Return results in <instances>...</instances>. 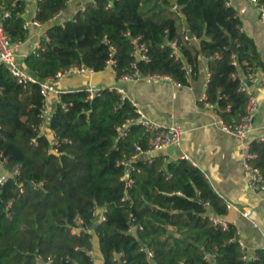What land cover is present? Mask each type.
Instances as JSON below:
<instances>
[{
	"label": "trees",
	"instance_id": "1",
	"mask_svg": "<svg viewBox=\"0 0 264 264\" xmlns=\"http://www.w3.org/2000/svg\"><path fill=\"white\" fill-rule=\"evenodd\" d=\"M68 2L37 0L35 20L49 22ZM2 8L10 11L5 31L24 41L22 1L12 7L0 0ZM83 8L49 27L23 59L36 83H19L0 65V162L7 173L0 184V264H94L95 245L102 264H242L236 229L212 221L227 208L204 174L186 159H143L150 134L138 125L119 137L116 128L137 118L129 99L108 87L91 100L83 89L60 94L47 123L52 143L39 117V82L72 67L103 71L113 48L116 81L137 72L185 86L206 59L202 104L225 124L240 123L251 96L240 80L264 64L235 9L228 0H92ZM137 45L145 46L146 59L134 56ZM249 149L264 178V143L254 139ZM257 257L254 264H264V251Z\"/></svg>",
	"mask_w": 264,
	"mask_h": 264
},
{
	"label": "crops",
	"instance_id": "2",
	"mask_svg": "<svg viewBox=\"0 0 264 264\" xmlns=\"http://www.w3.org/2000/svg\"><path fill=\"white\" fill-rule=\"evenodd\" d=\"M92 0H72L65 10L61 11L55 20L42 24V27H29L27 37L20 41L15 48L16 61L22 70H25L23 59L38 49L40 40L45 37V25L50 27L55 23H63L73 18L75 13L83 8L84 4ZM37 0H22L25 22L35 19ZM242 22L243 31L251 37L261 60L264 64V22L261 23L258 13L248 0H228ZM197 45V43H195ZM109 71V70H107ZM112 75L113 73L109 71ZM264 71H257L261 73ZM114 76V75H113ZM115 77V76H114ZM209 79L207 60L201 59L199 74L189 79L188 85L181 86L173 81H152L137 79L124 84L128 98L134 100L146 118L160 125L177 124L182 129L181 146L169 147L161 151H153L145 160L156 157L166 162L186 159L198 168L206 177L210 187L227 204L233 207L226 210L222 216L212 217L233 225L238 234L239 243L244 247L249 257L262 250L264 245V193L255 192L247 187V177L241 164V151L244 145L264 135V87L259 85L248 86V93L258 103L252 129L242 141L237 140L213 125L217 121L214 109L204 106L205 90ZM105 84L94 87H114ZM82 87H63L60 81L55 87L60 90H79ZM57 104V97L49 95L46 100V111L51 114ZM43 134L53 141L54 135L44 126ZM7 176L3 162H0V176ZM244 214V215H243ZM93 250L94 264H102L101 255L96 248Z\"/></svg>",
	"mask_w": 264,
	"mask_h": 264
},
{
	"label": "built area",
	"instance_id": "3",
	"mask_svg": "<svg viewBox=\"0 0 264 264\" xmlns=\"http://www.w3.org/2000/svg\"><path fill=\"white\" fill-rule=\"evenodd\" d=\"M22 0H11V6L16 7L19 5V2ZM72 0H69V2ZM249 4L256 9L259 19L261 23L264 22V0H248ZM173 10L176 11V6L172 7ZM84 8L81 9L83 11ZM59 14H57L55 17H53L52 20H55ZM10 17V11L7 8L0 9V65L4 64L8 67L10 73L18 80L19 83H36V80L32 78L30 75L27 74L26 70H22L17 61L15 56V48L16 45L19 42H13L7 32L4 29L3 21L6 18ZM29 27H36L40 28L42 27V24L36 21L35 19L31 22H24L23 29L28 30ZM184 40L188 43H195L197 40L195 37L184 34ZM171 47L173 49V56L175 59L179 58V52L176 45V42L171 43ZM111 49V53L109 54L110 59L107 61L105 70H109L115 75L114 71V60L112 59L114 49ZM35 52V51H34ZM33 52V53H34ZM146 48L144 45H137L135 47V53L134 56L138 59H146L145 53ZM83 71H89L91 70L84 68V67H72L66 71L59 72L56 74L55 78L48 79L44 82H39V91L41 96L44 99L43 108L40 112L39 117L42 120L40 130L44 126H47L48 123V116L51 114H48L46 111V100L49 95H54L57 97V101L59 100V96L62 93L73 91V90H60L57 87H55V82L66 77L70 73L74 72H83ZM188 71H190V68H188ZM233 79L236 77L235 75L231 76ZM137 79H148L152 81H172L170 77L165 75H140L137 72H134L131 75H124L121 78H119L116 82L117 85L114 87H110V89H115L122 97V99H129L128 95L125 91L124 84L127 82H131ZM247 83H250L251 85H259L264 87V72L257 73L253 72L251 73L247 78L240 80V89L243 91L248 88ZM101 87H94V86H86L83 88V90L87 93L88 99L91 100L93 97L101 90ZM132 106L135 108L137 113V118L134 120H127L124 124L116 128V131L119 135V137H123L126 135V131L128 130V127L130 125H138L144 129V131L148 134H150L149 139V150L145 153V155L149 154L153 151H161L169 147L179 148L181 146V139H182V129L174 123H171L169 125H160L158 123H155L148 118L145 117L143 112L140 110L138 104L134 101L129 99ZM204 106L210 109H213L214 107L210 104L204 103ZM258 109V103L256 99L252 96L248 98V103L246 105L245 114L243 118L241 119L240 123L238 124H232L227 125L225 124L222 119L217 116V121L213 123V125H216V123L219 125V128L221 131L226 133L227 135L242 141L245 139L248 135V133L252 129L253 120L255 117V114ZM54 140V139H53ZM259 142L264 143V135L258 137L257 139ZM52 143V141H50ZM138 150V148H137ZM141 154H136L133 156V159H136ZM256 157L255 154L250 152L249 145H244L242 151H241V164L242 168L245 172V175L247 177V187L255 192H261L264 193V178L261 175L259 169L254 167L251 164V160ZM122 165H125V163H121ZM127 167L130 166V164H126ZM126 167V168H127ZM131 167V166H130ZM128 177V174L126 175ZM6 181V176L2 175L0 176V184L4 183ZM130 183V182H129ZM233 206L231 204L226 203V208L231 209ZM96 213L99 214L100 220H104L103 214L104 210H98ZM244 215V214H243ZM213 223L215 225H219L223 230L227 229V223L220 221L218 219L213 218ZM241 246V244H240ZM262 251H264V245L262 247ZM241 252H242V264H254L258 260L257 254H254L253 256L249 257L244 249V247L241 246ZM89 255L92 256L93 261V251L89 252ZM147 256L149 258L152 257V253L147 252ZM47 262H50V258L47 259Z\"/></svg>",
	"mask_w": 264,
	"mask_h": 264
},
{
	"label": "rangeland",
	"instance_id": "4",
	"mask_svg": "<svg viewBox=\"0 0 264 264\" xmlns=\"http://www.w3.org/2000/svg\"><path fill=\"white\" fill-rule=\"evenodd\" d=\"M49 27V24L45 25L46 30ZM59 81L63 87H68L70 85L73 87H82L86 84H89L91 86L100 84L111 86L115 83V77L107 70H103L100 72L83 71L70 73Z\"/></svg>",
	"mask_w": 264,
	"mask_h": 264
},
{
	"label": "water",
	"instance_id": "5",
	"mask_svg": "<svg viewBox=\"0 0 264 264\" xmlns=\"http://www.w3.org/2000/svg\"><path fill=\"white\" fill-rule=\"evenodd\" d=\"M236 63H238V61H236ZM251 84L250 83H247V86H250ZM50 119V115L48 116V120ZM144 159H146V157H144ZM2 162V161H1ZM131 169V167L130 166H128L127 168H126V171L128 172L129 170ZM28 184L30 185V186H33V184L31 183V182H28Z\"/></svg>",
	"mask_w": 264,
	"mask_h": 264
}]
</instances>
